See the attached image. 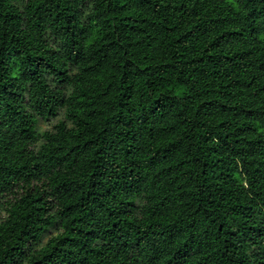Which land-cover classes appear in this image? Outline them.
<instances>
[{"label": "trees", "instance_id": "16d2710c", "mask_svg": "<svg viewBox=\"0 0 264 264\" xmlns=\"http://www.w3.org/2000/svg\"><path fill=\"white\" fill-rule=\"evenodd\" d=\"M0 264H264V0H0Z\"/></svg>", "mask_w": 264, "mask_h": 264}, {"label": "rangeland", "instance_id": "374dc122", "mask_svg": "<svg viewBox=\"0 0 264 264\" xmlns=\"http://www.w3.org/2000/svg\"><path fill=\"white\" fill-rule=\"evenodd\" d=\"M72 89L69 88L67 90V93H71ZM61 121H65V115H64V111H60L59 114H58V117L55 118V119H50L48 121H45V120H42L40 119L38 124H37V133L39 135H43L45 132L47 131H53L54 130V127ZM44 141L41 140L38 144V147H40V145L43 143Z\"/></svg>", "mask_w": 264, "mask_h": 264}]
</instances>
